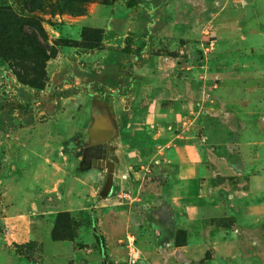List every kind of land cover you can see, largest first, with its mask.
Segmentation results:
<instances>
[{"label": "crops", "instance_id": "0c3cea01", "mask_svg": "<svg viewBox=\"0 0 264 264\" xmlns=\"http://www.w3.org/2000/svg\"><path fill=\"white\" fill-rule=\"evenodd\" d=\"M147 1L150 11L124 20V37H132L126 51L131 57L130 75L121 74L116 82L114 91L118 93L112 112L99 109L102 112L95 121H89L88 126L82 121L83 129L77 130L66 121L70 111L54 110L50 143L34 133L25 144L26 128L18 124L22 137L18 138L15 158L21 166L10 168L5 164L3 181L8 179V172L20 176L32 172L39 186L43 179L48 181L42 190L34 192V199L29 197L28 209L47 216L43 221H49L50 228L57 209L51 204L41 208L40 202L47 195H55L64 177L70 175L65 172L58 176L55 171L67 156L56 152L64 148L63 144L52 142H61L80 131L85 140V163L91 159L106 168V175L98 192L102 171H98V179L96 173L90 176L91 192L90 177L74 176L67 185L72 187L66 201L74 192L76 198L68 199L71 208L66 210H79L74 208L82 204L79 198L88 201L99 195L107 177L103 163L109 161L105 159L109 153L116 158L113 185L99 205H111V195L116 192L118 201L124 193L132 199L130 203L144 197L146 205L166 206L157 222L153 223L149 215L145 217L147 228L160 230L145 240L148 246H156L153 251H144L146 264H264V15L255 9L258 0L243 6L236 20L230 21L234 29L225 31L215 25L217 19L226 17L225 12L213 11L217 0L183 2L190 14L187 24L191 27L193 21L195 31L173 33L201 35V24L209 18V38L216 47L208 70L209 85L215 82L206 103L209 118L201 112V89L207 83L200 79L203 70H185L184 65L175 66L151 55L154 48L157 52L156 40L169 37L170 27L163 16L171 13L167 5L174 0ZM222 2L228 5L233 0ZM139 49L142 52L138 57L132 52ZM189 114L194 122L187 124ZM123 117L128 118L130 129H123ZM203 130L207 137L200 138ZM27 212L20 216L28 218ZM50 243L51 248L54 244L52 240Z\"/></svg>", "mask_w": 264, "mask_h": 264}, {"label": "rangeland", "instance_id": "374dc122", "mask_svg": "<svg viewBox=\"0 0 264 264\" xmlns=\"http://www.w3.org/2000/svg\"><path fill=\"white\" fill-rule=\"evenodd\" d=\"M184 1L174 0L167 5L170 6L171 13L164 15L163 20L167 21L170 34L168 38L160 37L156 40L157 52L154 48L151 55L170 61L175 66L184 65L185 70L192 67L203 70L200 79L207 83L201 89V112L209 118L206 106L210 102V88L215 87V82L212 81L209 85L211 79L208 70L216 47L209 38V18L201 24V35L173 33L176 30L190 33L195 31L193 21L191 27L187 24L190 14L183 5ZM126 3L127 0H0V7H8L19 15L23 30L37 35L32 25L39 24L44 37L38 32L37 40L44 53L49 56L45 63V86L42 89L21 83L16 74L26 73L36 63L30 55L18 61L12 57L0 56V264H129L124 248L126 234L134 235L143 253L138 264H146L144 251L156 248L148 246L145 240L150 234L156 235L160 230L147 228L145 217L149 215L153 223L157 222L164 216L166 206L146 205L144 197L137 198L133 203H130L132 199L122 201L119 198L122 203H118V195L114 192L109 206L99 205L101 197L97 193L92 200L79 198L82 204L74 206L79 210H66L71 208L68 199L76 198L74 192L67 196L66 201V195L72 187V184L67 185L74 176L89 178L96 173L95 179H98L97 173L102 171L100 183L96 186L98 192L106 175L105 167L93 164L91 159L85 163V140L80 131L61 142H55L56 139L52 142L63 144L64 148L56 152L67 156L55 171L58 176L65 172L70 175L64 177L65 181L58 187L55 195H47L40 202L41 208L51 204L57 209L50 228H47L49 221H43L47 216L40 214V210L31 212L28 209L29 197L34 199L37 195L34 192L42 190L44 183L48 181L43 179L42 186H39L34 181L32 172L26 176L8 172V179L3 181L5 164H10V168L17 164V141L19 136L22 137V133H18V124L26 128L25 144H28L29 137L34 133L50 143L53 132L51 114L54 110L62 113L70 111V117L66 121L74 124L77 130L83 129L80 127L82 121H86L87 126L89 121H95L102 112L99 109L106 108L107 113L112 112L114 96L118 93L114 91L118 88L116 82L120 80V76L130 75L128 68L131 67V57L126 52L129 49L125 51V48L132 44V37H124L123 31L127 28L124 20L129 15L135 18L150 11L147 0H139L138 5L132 9ZM246 5L248 4L240 0H233L228 5L217 0L213 11L217 14L226 13L224 19L219 18L215 22L218 30L234 29L235 24L230 21H235ZM255 9L260 16L264 15V0H258ZM209 16L210 13H207V17ZM139 41L142 42L141 39ZM24 45L21 47H24L26 54H30L33 50ZM140 50L142 52L139 49L132 53L139 57ZM73 112L75 115L72 116ZM18 118L21 123H18ZM186 119L187 124L194 122L192 114ZM122 120L123 129H130L128 118L123 117ZM198 136L207 137L204 130ZM206 143L209 144L208 139ZM11 144H15L13 151L9 148ZM105 159L116 161L114 155L109 153L105 155ZM87 169H90V173L86 172ZM89 180L88 190L91 192L93 181L91 177ZM26 212L28 218H22L20 215ZM55 224L58 226L56 229ZM54 232L57 241L52 238ZM51 240L54 245L50 248Z\"/></svg>", "mask_w": 264, "mask_h": 264}, {"label": "trees", "instance_id": "16d2710c", "mask_svg": "<svg viewBox=\"0 0 264 264\" xmlns=\"http://www.w3.org/2000/svg\"><path fill=\"white\" fill-rule=\"evenodd\" d=\"M138 3L139 0H127L126 5L128 8L132 9L135 8ZM33 23L35 22L33 21ZM32 26L35 27L37 35L36 33H28L23 30L21 19L14 11L8 7H0V56L12 57L18 61L30 55L36 63L33 64V67L28 69L26 73L21 74L17 72L16 74L21 83L29 85L32 88L42 89L45 86V63L49 59V56L44 53L43 47L37 40L38 32L44 37L41 27L38 23H36V26H34V24ZM23 44L27 45L28 48L33 51H31L30 54H26L24 47H21ZM126 50H128V48H126L125 51ZM58 219L59 218H57V221ZM56 227H58L57 224H55L54 229H56ZM54 236L55 232L52 233V238L57 241L56 236Z\"/></svg>", "mask_w": 264, "mask_h": 264}, {"label": "built area", "instance_id": "2783aa9c", "mask_svg": "<svg viewBox=\"0 0 264 264\" xmlns=\"http://www.w3.org/2000/svg\"><path fill=\"white\" fill-rule=\"evenodd\" d=\"M120 200H126L130 199V197L127 194H120L119 196ZM125 248L127 251V260L129 264H138L140 258H141V250L136 244L135 237L132 235H129L126 237Z\"/></svg>", "mask_w": 264, "mask_h": 264}, {"label": "water", "instance_id": "95a60500", "mask_svg": "<svg viewBox=\"0 0 264 264\" xmlns=\"http://www.w3.org/2000/svg\"><path fill=\"white\" fill-rule=\"evenodd\" d=\"M253 0H245L244 4H251ZM107 167V177L103 188L101 189L99 195L101 198H106L112 188L113 185V173H114V162L107 161L103 163Z\"/></svg>", "mask_w": 264, "mask_h": 264}, {"label": "flooded vegetation", "instance_id": "af4514ba", "mask_svg": "<svg viewBox=\"0 0 264 264\" xmlns=\"http://www.w3.org/2000/svg\"><path fill=\"white\" fill-rule=\"evenodd\" d=\"M99 156H101L100 158L102 159V157L104 156L103 152L99 153Z\"/></svg>", "mask_w": 264, "mask_h": 264}]
</instances>
